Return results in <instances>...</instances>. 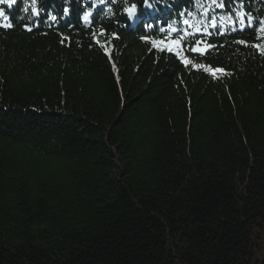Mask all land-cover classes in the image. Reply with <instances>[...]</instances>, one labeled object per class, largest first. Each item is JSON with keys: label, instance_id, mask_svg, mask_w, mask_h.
<instances>
[{"label": "trees", "instance_id": "1", "mask_svg": "<svg viewBox=\"0 0 264 264\" xmlns=\"http://www.w3.org/2000/svg\"><path fill=\"white\" fill-rule=\"evenodd\" d=\"M141 3L105 0L90 23L81 0L32 20L2 6L0 264H264V0ZM177 39L222 76L157 46Z\"/></svg>", "mask_w": 264, "mask_h": 264}, {"label": "snow or ice", "instance_id": "2", "mask_svg": "<svg viewBox=\"0 0 264 264\" xmlns=\"http://www.w3.org/2000/svg\"><path fill=\"white\" fill-rule=\"evenodd\" d=\"M18 2V0H0V20L3 21L2 24H0V27L3 28H12L13 25L10 22V16L8 13H6L5 11V7L2 6H6L7 9H12L14 5H16ZM23 7H22V12L25 14V10H27V13H29V11L31 12V15L29 16V20H32L33 18H39L43 12V9L39 6V0H21ZM65 4H69L70 0H64ZM82 3V7L85 8V10L82 13V20L86 23H90V18L93 16L94 11L96 10V8L98 6H104L105 5V0H88V3L85 4L84 0H81ZM109 4H113L116 3V0H108ZM124 3L127 4V0H124ZM156 3H160L161 6H167V0H142V3L140 5V7L142 9H152L154 7V5ZM220 7H223V4L221 3L219 5ZM243 3H240L239 5V10H237L235 12V16L236 18L239 20V22L241 23V25L244 24L245 22V12L243 11ZM103 8V7H101ZM104 9V8H103ZM107 9H109L113 15V10L111 7H107ZM123 12L127 14V18L129 20L134 19V17L136 16L137 12H138V6L137 3L133 2L130 5L126 6L123 8ZM70 13V9L69 7H64L62 10L61 14H53L51 11L48 12L47 14V22L48 23H58L63 19H66L68 17ZM102 14L104 13V10L101 12ZM183 15V13H181ZM204 15H207V9L205 10V12L203 13ZM189 17H193L192 13H188ZM20 19H23V16L19 17ZM247 21L249 23V25H251V23L253 22V17L251 16V14L247 15ZM207 23V21L204 20H198L194 22V18L193 19H185L183 20V24L186 26V28H191L193 30L192 34H202V35H210V32L208 31V29L205 27V24ZM217 19L216 18H211L210 20V24L213 28L217 27ZM233 18L231 15L225 17H221L220 18V26L224 27L226 24H233ZM260 24V31H264V21H259ZM9 25H11V27H9ZM38 26V25H37ZM25 31L27 32H32L33 28L26 24L24 26ZM173 31H175V29H172ZM160 31H163V29H160ZM181 32H183L185 35H187V31L185 29H181ZM44 35H47V33H44ZM59 35H61V44L63 46L64 44V37L62 33H59ZM115 37V34H113ZM182 39V38H181ZM181 39H177L174 40L171 44L166 45L167 49L169 52H171L173 50L174 47L180 46L181 45ZM95 43L97 45L100 44V41L97 39L95 40ZM237 43H245L243 41H238ZM71 45V41H69V45ZM101 47H104L103 45H101ZM215 46L214 45H210L208 43H206L203 39H198L195 41V44L193 47H191V51L193 53H199L201 56L205 55V53H207L210 49H213ZM253 47H255L259 52H261V54H264V48H261L260 45H253ZM161 51H163V49H160ZM105 55L109 56V58H111V53L108 51H105L104 53ZM177 56H179V52L175 53ZM183 63L185 65H187L189 63V61L187 60H183ZM115 66V65H114ZM217 72H225L224 68H218L216 69ZM230 75V73H229ZM213 76H215V72H213Z\"/></svg>", "mask_w": 264, "mask_h": 264}, {"label": "rangeland", "instance_id": "3", "mask_svg": "<svg viewBox=\"0 0 264 264\" xmlns=\"http://www.w3.org/2000/svg\"><path fill=\"white\" fill-rule=\"evenodd\" d=\"M173 42V40H166V41H158L157 42V46L161 49H165L168 51L166 45L168 44H171ZM173 52L174 54L176 52H179V56H177L182 62L183 60H187L189 61V63L187 64L188 66H192L193 68L195 69H198V70H203V71H206L208 72L210 75L213 76V72H215V76L214 77H220L222 76L223 73L221 72H217L216 69H213L205 64H198L194 61H192V59H190L189 57H187L182 49V46H177V47H174L173 50L171 51Z\"/></svg>", "mask_w": 264, "mask_h": 264}, {"label": "clouds", "instance_id": "4", "mask_svg": "<svg viewBox=\"0 0 264 264\" xmlns=\"http://www.w3.org/2000/svg\"><path fill=\"white\" fill-rule=\"evenodd\" d=\"M25 14H28V13H27V10H25ZM105 15H106V16H111L112 13H111V11H110L109 9H106V11H105ZM9 27H11V25H9Z\"/></svg>", "mask_w": 264, "mask_h": 264}]
</instances>
